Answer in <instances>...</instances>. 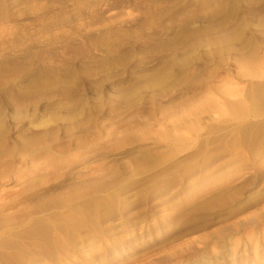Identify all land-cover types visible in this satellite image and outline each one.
Instances as JSON below:
<instances>
[{"label":"rangeland","instance_id":"374dc122","mask_svg":"<svg viewBox=\"0 0 264 264\" xmlns=\"http://www.w3.org/2000/svg\"><path fill=\"white\" fill-rule=\"evenodd\" d=\"M0 264H264V0H0Z\"/></svg>","mask_w":264,"mask_h":264},{"label":"bare ground","instance_id":"6f19581e","mask_svg":"<svg viewBox=\"0 0 264 264\" xmlns=\"http://www.w3.org/2000/svg\"><path fill=\"white\" fill-rule=\"evenodd\" d=\"M232 104V103H231ZM234 105V104H233ZM239 107V106H238ZM240 110V109H239ZM56 218V217H55ZM57 230V229H56ZM63 245V242L61 241V240H57L56 242H55V245H53V246H55L56 248H58V247H61Z\"/></svg>","mask_w":264,"mask_h":264}]
</instances>
